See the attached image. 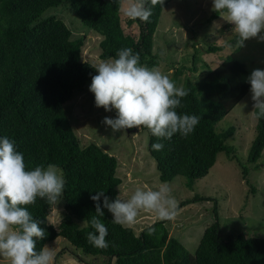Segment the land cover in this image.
Listing matches in <instances>:
<instances>
[{
    "label": "trees",
    "instance_id": "1",
    "mask_svg": "<svg viewBox=\"0 0 264 264\" xmlns=\"http://www.w3.org/2000/svg\"><path fill=\"white\" fill-rule=\"evenodd\" d=\"M170 1L158 3L152 9L150 22H142L123 14L124 0H0V137L7 136L15 142L28 169L54 164L66 179L57 225L48 221L53 205L38 198L34 205L27 206L47 232L45 239L37 241V249L62 237L83 254L107 258V264L111 259L113 264H264V237L243 233L222 236L217 200L198 194L180 200L179 207L213 201L215 220L205 228L193 253L169 234L168 221L154 220L136 233L133 226L113 223L107 209H103L105 215L100 219L108 229L109 247L95 248L86 239L88 232L94 231L90 220L95 215V202L90 197L103 190L115 200L120 195L122 179L116 174L115 155L94 142L80 144L63 106L76 91L91 84L92 76L97 74L92 67L97 64L95 60L82 56L87 35L72 37L61 18L42 14L51 7H69L95 36L100 60L131 47L139 53L142 64L159 68L161 53L153 54V40L161 12ZM219 15L213 11L208 21ZM237 39L236 34L231 40L232 52L204 75L195 65L196 52L190 66L168 67L173 80L184 75V80L178 81L190 89L182 100L185 107L177 111L199 115L201 119L186 138L177 133L171 140L158 141L148 129L140 128L148 135L147 151L155 160L160 181L181 176L187 185H192L209 173L219 152L238 162L242 178H246L247 168L233 147L225 143L234 128L216 130L217 123L250 91V72L264 68V43L250 39L244 47H236ZM223 48V44L213 42L204 52L222 53ZM196 73L198 79L193 80L191 76ZM255 132L247 161L257 167L264 149V119L256 120ZM156 142L164 144L162 151L152 150Z\"/></svg>",
    "mask_w": 264,
    "mask_h": 264
},
{
    "label": "rangeland",
    "instance_id": "2",
    "mask_svg": "<svg viewBox=\"0 0 264 264\" xmlns=\"http://www.w3.org/2000/svg\"><path fill=\"white\" fill-rule=\"evenodd\" d=\"M126 2V0H124ZM213 0H171L162 10L153 40V54H160L159 69L173 80L170 64H192V54L196 52L195 65L200 66L202 75L208 69L215 68L226 55L221 52L205 53L204 48L211 44H224L232 50L229 42L237 34L229 23L220 31V23L209 22L212 14ZM123 7H126L124 3ZM56 16L71 29L72 37L87 35L82 56L93 59L97 64L99 48L95 36L69 9L62 5L48 8L42 17ZM204 47V48H203ZM176 61V62H175ZM175 62V63H173ZM163 66V68H162ZM199 71V72H200ZM198 72V73H199ZM193 74V80L198 79ZM188 75V73H185ZM184 75L178 77L184 80ZM173 80L177 86L180 81ZM90 83L76 91L72 98L64 103V109L80 144L96 143L102 150L115 155L118 161L116 174L122 179L119 193L122 199H128L137 188L156 190L164 183L159 180L154 158L147 151L148 135L143 130L137 132L124 130L113 132L102 121L108 116L115 118V110L106 112L95 106L94 94L89 91ZM253 101L249 91L235 107L216 125L218 132L234 128L233 135L225 143L233 150L247 168V176L242 178L241 166L235 160L228 159L224 152L217 154L216 162L209 173L192 185L186 184L184 177L178 176L167 182L172 194L178 200L195 195L209 196L217 200L218 219L222 236L243 233L251 237H264V149L261 157L254 163L247 161L248 151L255 136L256 119L252 115ZM246 180L249 181L246 182ZM253 188V189H252ZM60 205H53L48 221L57 225L60 220ZM154 211L141 210L133 226L138 233L144 226L157 220ZM213 201H199L180 208L179 215L168 221L169 234L178 238L186 249L193 253L200 241L203 231L214 221ZM54 248V264H107V258L83 254L64 238L57 237L46 243ZM74 249V250H73ZM74 252L71 253V252ZM114 259H111V263ZM0 264H9L6 258H0Z\"/></svg>",
    "mask_w": 264,
    "mask_h": 264
},
{
    "label": "clouds",
    "instance_id": "3",
    "mask_svg": "<svg viewBox=\"0 0 264 264\" xmlns=\"http://www.w3.org/2000/svg\"><path fill=\"white\" fill-rule=\"evenodd\" d=\"M158 3L164 4V0H126L122 11L132 20L150 22ZM212 10L233 25L238 35L236 47H244L250 39L264 43V0H213ZM92 67L97 74L91 78L89 91L97 108L115 110V118L106 116L102 121L114 133L144 127L158 141L171 140L177 133L188 137L199 124V115L177 111L185 107L182 100L190 89L177 86L159 68L142 64L139 53L131 47L121 48L115 57ZM247 80L253 101L251 113L256 120L264 119V68H254ZM151 147L162 151L164 144L156 142ZM65 185L57 165L28 169L15 142L0 137V258H6L9 264H54V248L44 245L37 249V241L45 239L47 232L27 206L34 205L38 198L50 205L59 204ZM90 198L95 202V215L90 220L94 231L88 232L86 239L98 249L109 247L108 229L100 219L105 215L103 209L112 214L113 223L121 226L134 224L141 210L154 211L160 221H172L180 212L167 182L156 190L137 188L128 199L118 195L111 200L103 190Z\"/></svg>",
    "mask_w": 264,
    "mask_h": 264
},
{
    "label": "crops",
    "instance_id": "4",
    "mask_svg": "<svg viewBox=\"0 0 264 264\" xmlns=\"http://www.w3.org/2000/svg\"><path fill=\"white\" fill-rule=\"evenodd\" d=\"M213 21L216 22V23H220V24H221V27L219 28L220 31H224V29L227 28V26L229 25V23L226 22V20L223 19L220 15H219L217 18L213 19L212 22H213ZM221 41H222V40H221ZM221 41H219V44H222V43H220ZM223 45H224V44H223ZM229 45H232V42H229ZM227 49H229V46L223 48V51H224V50L226 51ZM233 49H234V48H233V46H232V50H233ZM232 50H231L230 52H228L227 54L231 53ZM223 51H222V53H223L224 55H227V54L224 53Z\"/></svg>",
    "mask_w": 264,
    "mask_h": 264
},
{
    "label": "water",
    "instance_id": "5",
    "mask_svg": "<svg viewBox=\"0 0 264 264\" xmlns=\"http://www.w3.org/2000/svg\"><path fill=\"white\" fill-rule=\"evenodd\" d=\"M138 128H132V129H128V131H133V132H137Z\"/></svg>",
    "mask_w": 264,
    "mask_h": 264
}]
</instances>
